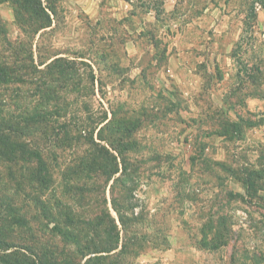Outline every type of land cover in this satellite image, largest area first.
<instances>
[{"label": "rangeland", "instance_id": "374dc122", "mask_svg": "<svg viewBox=\"0 0 264 264\" xmlns=\"http://www.w3.org/2000/svg\"><path fill=\"white\" fill-rule=\"evenodd\" d=\"M0 64V264H264V0H0Z\"/></svg>", "mask_w": 264, "mask_h": 264}, {"label": "trees", "instance_id": "16d2710c", "mask_svg": "<svg viewBox=\"0 0 264 264\" xmlns=\"http://www.w3.org/2000/svg\"><path fill=\"white\" fill-rule=\"evenodd\" d=\"M18 11L16 10V13ZM44 9L41 10V13L44 16ZM19 14V13H17ZM45 16L48 17V14L45 13ZM44 16V17H45ZM17 18V15H16ZM10 68L8 65L0 64V81H10L9 76ZM8 77V78H6ZM23 130L18 127L16 124L9 123L6 119L0 118V157H3L7 160H26L28 165V177L30 180V187L34 194L32 198L34 202H39V196L35 193H40V190H43L45 186L50 182V172L47 169L42 153L35 149L30 142L21 141L20 135H22ZM114 173V171H113ZM42 215L47 216L46 213L48 209L41 205ZM9 211V210H8ZM9 215H15L13 212L9 211ZM11 234H8L5 227L0 226V248L2 247H12L10 243ZM24 248V247H23ZM25 249V248H24ZM27 250V248H26ZM22 256V254H21ZM24 256V255H23ZM4 262L7 264H25L26 261L19 257L15 252H10L5 254ZM39 264H51L50 262H44L40 259Z\"/></svg>", "mask_w": 264, "mask_h": 264}]
</instances>
